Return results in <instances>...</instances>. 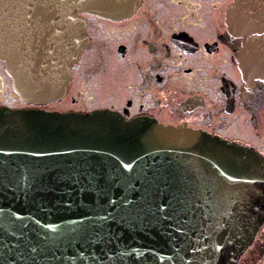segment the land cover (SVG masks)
Returning <instances> with one entry per match:
<instances>
[{"label": "water", "instance_id": "95a60500", "mask_svg": "<svg viewBox=\"0 0 264 264\" xmlns=\"http://www.w3.org/2000/svg\"><path fill=\"white\" fill-rule=\"evenodd\" d=\"M142 0H0V61L27 104L66 98L88 14ZM228 32L264 79V0H234ZM264 223V156L186 125L0 107V264H238Z\"/></svg>", "mask_w": 264, "mask_h": 264}, {"label": "flooded vegetation", "instance_id": "af4514ba", "mask_svg": "<svg viewBox=\"0 0 264 264\" xmlns=\"http://www.w3.org/2000/svg\"><path fill=\"white\" fill-rule=\"evenodd\" d=\"M233 2L142 0L134 15L123 20L88 14L89 45L71 68L69 95L87 55L89 108L62 112L110 110L126 120L186 125L264 156V79L248 83L240 71L236 52L243 41L226 24ZM97 69L102 77L93 84ZM91 102L97 105L90 107ZM49 105L22 102L0 61V107L50 110ZM238 264H264V223Z\"/></svg>", "mask_w": 264, "mask_h": 264}, {"label": "rangeland", "instance_id": "374dc122", "mask_svg": "<svg viewBox=\"0 0 264 264\" xmlns=\"http://www.w3.org/2000/svg\"><path fill=\"white\" fill-rule=\"evenodd\" d=\"M93 53L97 54L98 49L95 50ZM100 64L101 63L97 64L96 66L101 67ZM87 66H88V56L86 55V57L83 58L81 64L79 65L77 71L78 77L76 79L75 87L72 90V93L68 95L66 98H64L63 101L52 103L51 105L48 106V109L64 111L67 109H71L72 106L79 107L82 109L89 108L88 100H90L91 98L90 99L88 98V86L86 85V81H87L86 72L88 70ZM109 70L112 71L111 69ZM94 71H98V72L94 74L92 76V79L90 80L93 82V84H95L97 81L100 80L103 73V71L101 72V70L98 69ZM98 95H100V93ZM74 98L77 100L76 103L73 102ZM95 105H97L96 102H93L90 107H94Z\"/></svg>", "mask_w": 264, "mask_h": 264}]
</instances>
